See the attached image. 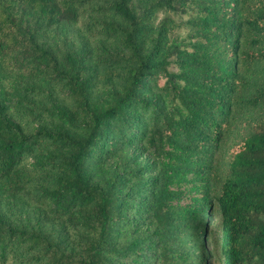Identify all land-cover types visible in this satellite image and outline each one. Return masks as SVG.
Here are the masks:
<instances>
[{
  "label": "trees",
  "instance_id": "trees-1",
  "mask_svg": "<svg viewBox=\"0 0 264 264\" xmlns=\"http://www.w3.org/2000/svg\"><path fill=\"white\" fill-rule=\"evenodd\" d=\"M95 1L0 0V87L5 81L13 87L8 97L0 95V264H122L117 259L123 256L143 264H264V0ZM89 5L91 12H113L122 20L91 18L84 26L87 35L116 37L117 47L102 46L97 55L109 66L103 71L90 64L87 42L67 51L63 66L44 40L52 28L78 22ZM164 9L196 15L187 22L188 47L172 43L159 65V46L143 53L141 38L152 28V15ZM171 49L178 72L167 68ZM51 68L68 93L88 103L79 133L40 128L31 135L7 114L10 104L30 103L21 92L35 91L34 79H45ZM98 78L117 82L119 90L91 103ZM147 87L160 98L147 97ZM47 111L71 119L57 98ZM237 115L249 129L243 135L233 130ZM135 135L156 157L150 166L156 178L143 183L149 195L135 200L138 213L127 222L126 175L112 173L101 185L92 181L91 168ZM45 139L57 150L36 154L37 164L57 165L61 174L38 200L49 201L55 217L85 208L90 238L80 252L62 228L32 224L22 213L16 218L6 199L33 182L23 161ZM130 172L142 175L140 168ZM145 226L149 232L120 242L129 228Z\"/></svg>",
  "mask_w": 264,
  "mask_h": 264
},
{
  "label": "rangeland",
  "instance_id": "rangeland-1",
  "mask_svg": "<svg viewBox=\"0 0 264 264\" xmlns=\"http://www.w3.org/2000/svg\"><path fill=\"white\" fill-rule=\"evenodd\" d=\"M108 0H96V6ZM111 1V0H110ZM94 6V7H96ZM90 5L88 6V12L82 15L78 22L74 24H68L62 28H52L53 32L48 34L47 39H44L46 44L50 46L57 54L59 62L63 66H67L65 62V53L75 52L78 49V45L81 41L88 43L89 47L93 51L94 58L90 64L98 66L99 71L105 70L106 65H101L98 61L97 55L101 51L102 46H110L112 48L117 47L116 37H107L104 33H96L94 36L87 35L85 32V24L90 21L91 18L100 19L107 22H115L122 24V20L119 16L113 12H99L93 11ZM133 9L141 14L143 8L141 4L135 2ZM196 14H184L181 12L170 11L168 9L160 10L151 17V30L141 38L143 42V53H147L153 47L159 46V52L155 55V61L161 65L164 61L161 57L166 55L172 43L178 42L182 44V48L188 47L190 42V25L187 23L190 18H193ZM172 52L174 49H171ZM176 51L169 57V65L167 66L169 72H178V67L175 61ZM7 67V65H4ZM121 65H115L113 68L118 69ZM9 71L7 67L6 72ZM58 72L51 68L47 73L45 79H34L36 84V90L33 92L22 91L21 93L28 97L30 103L24 102L21 107H13L12 104L8 105L7 114L12 119L20 123L22 128L28 134H35L40 128L47 130H66L71 133L81 132V125L85 119V112L88 103L82 100L80 96L72 95L69 92V86L65 80H62L61 76L58 77ZM52 78H54L52 80ZM165 78H161L160 84L163 85ZM148 89L150 87H147ZM13 87L9 81H5L4 89L0 87V95L2 98L8 97ZM119 90V84L115 81L107 83L102 79H96L93 87L91 88L89 101L93 103L97 100H107L111 93ZM147 97L154 99L160 98V92L150 88L146 92ZM52 97L57 98L59 103L63 104L70 113L71 119L64 118L58 114L57 111H47ZM138 113L141 114V109H138ZM237 120L234 124V132L240 131L243 135L248 132L249 129L245 127L247 123L243 120L241 115H237ZM73 118V119H72ZM137 126V125H136ZM138 128V127H136ZM137 135L132 137V142L127 145H123L120 149L110 151L103 156L102 163L98 166H92V181L94 183H100L103 185L102 179L108 178L112 173H119L126 175L125 183L123 184V192L126 197L129 198L131 204L125 202L124 214L127 222L137 214L133 207L135 206V200L144 198L149 195L146 192L147 186H143L144 182H152L156 178V172L150 169L152 163L156 161V157L150 153L147 149L144 140L137 142ZM232 139V138H231ZM230 139V140H231ZM57 147L53 141L45 139L37 152L29 154L25 157L23 165L28 167L32 171L34 177L33 182L28 186L25 192L18 193L15 196L9 194L6 199L13 204L15 208V216L18 218V213L24 215V219L27 220L28 215L31 219L30 222L36 225V221L42 223L47 228H54L55 230L63 229V234L67 237L69 245L74 248L76 252H80L82 244L86 239L90 238L89 228L84 222L81 210L85 209L77 207L75 214L64 216H53L50 214L49 201H39L38 192L41 190L53 189L55 185V177L61 174L57 165L48 164L47 166L39 167L37 164L36 154L42 152L43 156H47L50 153H55ZM46 159V158H44ZM142 169V175L134 176L130 170ZM142 184L143 187H140ZM22 218V217H21ZM16 219L13 218V221ZM26 222V221H25ZM31 225V224H29ZM141 231H148V226H145L142 230L129 228V232L120 239V242L127 243L131 238ZM144 253L150 256L152 253L147 249ZM122 264H143L135 262L129 256H123L117 259Z\"/></svg>",
  "mask_w": 264,
  "mask_h": 264
}]
</instances>
